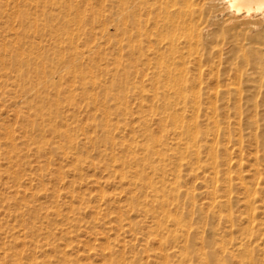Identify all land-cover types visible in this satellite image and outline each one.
I'll use <instances>...</instances> for the list:
<instances>
[{"label":"bare ground","instance_id":"bare-ground-1","mask_svg":"<svg viewBox=\"0 0 264 264\" xmlns=\"http://www.w3.org/2000/svg\"><path fill=\"white\" fill-rule=\"evenodd\" d=\"M116 1L117 23L113 26L119 38L113 41L118 53L112 59L113 69L102 65L104 57L98 42L91 41L87 48H82L87 42L80 43V39L89 35L83 28L87 24L100 31L101 38L108 35L104 13L107 0H38L37 8H46H39L38 13L30 18L28 15L31 14L25 10L17 11L35 34L50 37L52 43L44 47L38 42H28L23 49L17 39L9 43L12 48L7 50V54L13 61L10 66L17 73L14 95L25 93L28 98L15 108V124L22 133L20 140L14 128L1 123L4 132H0L5 134L1 141H5L8 147L4 154L7 157L9 153V157L19 148L22 151L26 147V151L33 145L34 153L41 156L49 144V153H72L74 168L80 170L87 150L78 147L80 140L73 130L78 125L75 117L81 111L79 103L83 101L85 106L95 111L88 118V129L99 130V135L87 134V130L82 128L85 142L99 153L104 168L117 172L121 179L128 181L131 188L127 203L129 211L151 218L142 238L145 241L143 250L149 247V237L152 236L158 243V264H170V256L181 258L179 264L185 263L191 252L190 225L185 224L178 210L182 193L179 190L180 176L176 173L183 167L195 165V169L202 170L203 180L211 183L210 189L206 190L210 197L207 206L217 213L215 233L220 252L226 248L222 233L227 228L226 231L234 236L228 253L238 255L239 264H245L241 263L244 256L249 255L254 247H264V0ZM95 3L99 8H95ZM55 9L59 10L56 14L52 12ZM217 31L221 34V44L217 45L214 53L219 59L222 55L229 57V73L227 78L224 77V69L215 76L217 104L213 108L216 116L211 114L210 118L214 127H218L215 128L217 135L223 141L227 137V143L231 145L225 143L217 148L209 139L211 145L207 146L208 157L204 160L197 118L187 120L183 108L189 103L193 115L200 110L201 51L206 39L215 36ZM2 44V55H5L4 41ZM48 47L54 56L46 53ZM124 51L126 60L123 59ZM138 74L152 80L149 94H146L145 86L136 81ZM76 86L80 92H76ZM132 91L137 94L141 105L144 101L148 103L144 109H139L137 125L128 120L134 113L129 105ZM2 93L9 95L12 92L4 90ZM152 114L159 117L158 135L150 131L144 118ZM168 126L172 127L171 131L167 130ZM124 131L128 136L120 135ZM45 132L58 140L52 144ZM218 153L223 156L221 160H218ZM6 162L9 164L11 161ZM225 165H228L227 172ZM24 166L26 164L19 169L23 170ZM13 167L10 166L11 169ZM11 171L9 178L14 175L13 171L10 174ZM15 174L19 173L15 171ZM0 176L5 178L3 173ZM9 178H6L5 185L9 181L14 187V183H18L17 177L14 183ZM8 188L4 190L6 195L10 192L14 198H19V203L25 204L24 207H30L29 199L35 197L33 192L28 194L27 187L21 189L19 186L15 190L9 188L13 192H7ZM12 201V204L16 202ZM13 207L15 209L8 205L5 214L0 209L3 213L0 216L6 215L5 223L11 222V216L21 224L18 227L16 221H12L14 225L11 226L10 223L8 226L3 224L4 221L0 223V264H55L56 259L62 264H79L77 258L65 250L51 255L49 250L39 249L29 241V235L38 236L40 226L28 219L39 220L40 214L34 211L27 218V208ZM169 247L174 249L169 252ZM202 248L201 242L199 249ZM52 251L59 252V249ZM205 256L203 252L199 254L201 264H209ZM135 257L134 254L130 264H144ZM112 259L115 264L125 263L122 254Z\"/></svg>","mask_w":264,"mask_h":264},{"label":"rangeland","instance_id":"rangeland-1","mask_svg":"<svg viewBox=\"0 0 264 264\" xmlns=\"http://www.w3.org/2000/svg\"><path fill=\"white\" fill-rule=\"evenodd\" d=\"M37 2L38 0H0V130L3 131L2 126L8 124V126L15 129L14 133L16 134L17 138H19V140L21 139L20 137L22 136V133L15 124L17 117L15 108L16 105H22L23 102L28 98V95L25 93L20 96L14 95V90L17 87V73L13 67L10 66V62L13 61L9 58L7 50H11L12 45L9 43L15 41V39L22 43L21 49L26 47L28 42H38L44 47H47L50 43H52L50 37H42L35 34L32 27L29 26V24L25 21L26 19L20 18L17 14L18 10H25L26 13L28 12L31 14L28 15L29 18L30 16L34 17V13H38L39 8H46L42 6H38L37 8ZM94 6L95 8H99V5L96 3ZM116 10L117 1L107 0L106 5L104 6V13L106 15L107 25L109 28L108 35H106L104 38H101V32L97 29H92L91 26L87 24L83 28L86 29L89 35H87L86 38H82L84 41L80 39L81 44H85V42H87L84 46H82V48H87V46H89L91 44L90 42H93V40L100 44V52L102 51L101 54L104 57L102 65H105L108 69H113L112 59L118 54L116 52L115 45L113 44V41L119 38V36L114 32L113 26V24L117 23ZM209 11H212V8H209ZM52 12L56 14L59 12V10L55 9ZM88 19L90 20L91 17ZM214 35L215 36L211 35L206 39L201 51L203 53V65L201 75L202 95L200 110L198 114L193 115L191 112V105L189 103H187L183 108V111L187 116V120L190 121L195 116L197 118L200 129V150L204 160L206 157H208L207 146L210 144V140H212L211 144L214 142L217 148H221L225 143L229 144V146L231 145L230 143H227V137H225L223 141V138L217 135V130L215 128L218 127H214V122H212L213 119L210 118L211 114L216 116L215 108H213V106L215 107L217 104L216 94L214 95V93H216L215 86H217L215 76L217 73H220V71L222 73V70L224 69V77L227 78L229 73V57L222 55L219 59L218 55L214 53L217 45L221 44V34L217 31L214 33ZM93 37H95V39H93ZM3 41L6 47L5 55H2L3 51H1ZM15 46L17 47L18 45ZM98 49L99 47L96 48L95 51L97 52ZM124 52L123 59L126 60L127 56L126 52ZM46 53L50 57L54 56L52 49L50 48L47 49ZM96 60L98 61L99 57H97ZM191 72L194 73L193 70ZM140 75L141 74L136 75V81L139 83L141 82L147 89L146 94H149L150 92L148 90L151 88L152 80L148 78V76ZM4 90H10L12 93L7 95L6 93H2ZM75 90L76 92L81 91L77 86ZM133 91L129 94V105L134 113L128 117V120L134 121V125H137V120L140 117L139 109H144V105L147 103V101H144L141 105L137 94H134ZM80 105L81 111L75 117L78 125L74 126L73 130L75 133H77L80 140L78 147H81L82 150H87L86 157L80 164V170L74 168V159L72 153L64 154L61 151L59 153H49V144L45 146V149H43L40 154L41 156H38L36 153H34V146L31 145L29 147L30 151L28 150V147L26 151V147L24 149L21 147L22 151H19V148L17 151L11 152L9 157V151L6 150L8 153L6 157V154L4 153L5 149L8 147L7 145L5 146V141H1L2 139H5V134L3 133L4 131L0 132V145H2V148H0V151L2 152V155H0V173H3L5 177L4 179H1L2 175L0 176L1 191V185L3 186V191H0V200H3L2 202L0 201V209L2 208L4 213L8 205H10L13 209H15L13 205L17 206V209H21V207L22 209L27 208L24 207L25 204L22 205L19 203L21 202L19 198H17L19 200L18 202V200L14 198L15 196L10 195L11 193L9 191L13 192L12 190L19 184L18 186L20 188H28V194H30V192L35 194L34 198L29 199L30 203L27 202L29 203L28 206H30L27 208V218L30 216L29 214L31 212H38L41 217L39 220H34L33 217H29L28 221H35L37 225L40 226V228L37 231L38 236L29 235L27 239L34 242L39 247V249L46 251L49 250L48 252H50L51 255L57 253L60 254L61 250H65L70 253L71 257L77 258L79 264H115V260L112 258H117L121 254L125 257L124 264H130L131 258L134 254L136 256L135 258H140L144 264H158L159 258L157 257V253L159 250L155 237H149L148 244L150 245L147 247V249L143 250L145 241L142 238H144L147 233V226L151 222V218L131 210L129 211L127 203L129 202V189L131 188L128 185V181L121 179L117 172L104 168V163H102V158L100 157L99 153L96 150H93L90 145L85 142L86 135L82 134V128L83 130H87V134L99 135V130L88 129L87 127L89 122L88 118L95 112L94 109L85 106L83 101L79 103V106ZM144 118L149 123L150 131L154 135L160 134L158 133V115H146ZM2 122L3 124L1 126ZM171 128L172 127L168 126L167 130L171 131ZM45 135L47 140L52 142V144L58 140V138H53L49 132H45ZM120 135L128 136L127 132L125 131L120 133ZM120 135H118V137ZM169 135L168 141L170 142L171 134ZM214 137V140L211 139ZM218 155V160H221L223 156L219 153ZM226 156L227 154L224 155V158H226ZM7 160L9 162L11 161L10 163H14L15 165H11L10 163L9 165L8 162H6ZM45 160L47 163L44 164ZM186 160L188 159L186 158ZM49 161L50 163H48ZM22 163L26 164V166H24L25 168H23V170H20L22 169ZM43 165H45V168ZM5 166H8L7 169ZM10 166L11 168L13 167V169H11ZM41 166H43V168ZM227 166L228 165L224 166L225 171ZM15 167L20 169L15 170ZM9 168L13 171L15 176L12 175V171ZM25 170L27 171L24 173ZM9 171H11V178H9ZM15 171L19 174H15ZM176 174L180 176L181 187L179 190L182 193L178 210L181 213L185 224L189 223L188 225H190L188 230L190 232L189 245L191 246V252L183 264H201V259L199 258V254L201 252L206 254L205 257H207V260L209 259V264H239L240 257L238 255H233V253H228L231 252L230 242L234 241V236L226 231L227 228L225 232L222 233V235H224V246L226 247L225 251L220 252L219 250V245L217 242L218 235L215 233L218 228L216 216L217 213L215 210L213 211L212 209H208L207 206L210 197L208 194H206V190L210 189L211 183H209V181L203 180L202 170L195 169V165H188L183 167L182 170L178 171ZM18 175L23 176L22 178H24V180ZM6 176L9 178V180L12 179L13 183L15 182L14 179L17 177L16 180H18V183L16 181V183H14V187L12 186L13 188L11 187L12 183H9V181L8 184L5 185L7 181ZM39 177L41 179H39ZM19 178L25 183L22 184L23 181L21 182ZM3 180H5V183ZM39 180L41 182H39ZM96 182H98L99 185H96ZM18 186L16 188H18ZM8 187L12 190H10ZM6 188H8L7 192H9H6L7 195L4 191ZM99 192L101 193V196ZM190 193H192V195H190ZM6 196L8 200L6 199ZM12 197V200L16 201L13 204L10 203L12 201L10 198ZM4 204L5 207L3 206ZM190 205L192 208H190ZM18 206L20 208H18ZM195 208L196 210L194 212ZM2 211L0 212V215L3 216ZM2 216H0V218H2ZM4 217L0 223H2V221H4L3 224L5 223V219H7L6 215H4ZM9 218H12V220L11 222L8 221V223H5L7 226L9 223L11 226L13 224L12 221H16L18 227L21 225L18 223L20 221L17 222L14 217L9 216ZM201 229L203 231H201ZM200 240L203 243L202 250L199 249V245L201 243L199 242ZM125 242L126 244H124ZM181 244L182 242L179 243V245ZM133 245L134 247L132 248ZM263 248V246L260 248L254 247L250 251L249 255L244 256L245 260L241 263L247 264L249 260L248 264H264ZM54 249H59V252L52 251ZM173 249V247H169L168 251L170 252ZM106 253L108 255H106ZM170 257L172 259L170 264H179L178 261L181 258H175L174 256ZM53 263L62 264L57 259Z\"/></svg>","mask_w":264,"mask_h":264}]
</instances>
